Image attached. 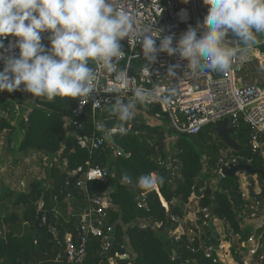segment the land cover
Wrapping results in <instances>:
<instances>
[{
	"label": "trees",
	"instance_id": "obj_1",
	"mask_svg": "<svg viewBox=\"0 0 264 264\" xmlns=\"http://www.w3.org/2000/svg\"><path fill=\"white\" fill-rule=\"evenodd\" d=\"M260 49L264 53V42L260 43ZM23 87L21 85L20 89L13 92L0 91V111H3L0 113V133L4 132L7 136L2 147L4 149L7 142L9 152L13 150L12 143L18 130L9 116L15 108L13 100L24 103L21 98L26 93ZM79 100L56 97L49 101L39 97L32 104L27 103L28 113L20 120L24 136L18 151L23 156L37 151L52 157L48 176L50 182L33 179L25 191L12 190L0 195V213L8 201L14 206L13 211L7 210L4 217L0 218V264H19L24 257V264H70L66 259L56 261L58 254L63 252L65 238L70 234L72 240L79 243L81 235L77 216L90 204L91 197L103 195L111 185L114 187L110 192L111 202L105 220L107 225L113 226V250L109 254L100 238L85 234L87 256L84 264H110V257H114L118 250L123 252L121 246L127 240L134 256L129 259L117 258L120 264H176V259H173L175 251L182 261L193 256L197 264H214L202 251L192 255L186 236L175 242L166 233V230L174 229L176 224L169 219L164 205L168 202L170 213L183 216L185 204L195 184L197 191L203 189L205 194L201 201L203 205L213 206L215 212L230 223L234 232L241 235V240L249 236L251 229L241 227L239 212L243 211L244 200L236 176L221 178L216 188L204 183L216 167L220 153L229 149L213 132L212 124L206 125L196 134L176 135L172 128L167 130L168 117L165 113H162L160 121L154 119L155 113L161 112L159 106L138 103V113H134V119L124 124L128 127L126 134H117L113 139V143L122 148L125 155H118L113 149L114 144L109 143L90 151L79 145L66 123V117ZM109 110L110 107L98 115L108 128L118 122ZM84 119L86 127L83 131L85 134L91 133L93 116L90 106L86 108ZM250 133V125L241 119L233 137L243 149L232 154L239 158L240 163L264 170V160L250 145ZM173 138L175 145L172 150L176 151L175 156L181 161L182 177L170 182L173 176L160 165V158L166 159L168 142ZM204 156L210 157L208 172L204 171ZM59 163L64 164V167H59ZM80 166L83 169L101 166L107 168L110 175L105 182H89L86 193L76 186L80 173L75 171ZM125 172L132 178V185L121 182ZM149 173L163 177L159 192L156 189L145 191L135 187L139 176ZM200 176L203 181L198 180ZM71 177L75 181L69 189ZM258 178L262 184L260 196L264 200V178L261 175ZM69 195L73 197L71 211L67 210ZM141 195L145 197L144 204L139 198ZM20 207L22 212L15 209ZM41 210L42 220L45 217L46 221L45 226L37 230L36 223ZM145 221L151 224L143 227L142 222ZM154 223H160V227L153 226Z\"/></svg>",
	"mask_w": 264,
	"mask_h": 264
},
{
	"label": "built area",
	"instance_id": "obj_2",
	"mask_svg": "<svg viewBox=\"0 0 264 264\" xmlns=\"http://www.w3.org/2000/svg\"><path fill=\"white\" fill-rule=\"evenodd\" d=\"M116 4L134 19L135 27L141 30L150 27L154 36L159 33V38L156 39L157 47L160 46L161 40L166 34L181 38L190 27L197 28L195 16L198 15L204 20L208 13V6L203 4V0H188L187 3L184 0H116ZM202 34L203 32H197V37L199 38ZM50 36V32L41 33V43L49 51L51 49ZM180 38H173V46L178 43ZM17 40L18 38L14 36L0 37V44H3V48H0V72H3L6 66V58L9 56L19 58L20 50L15 47ZM228 40L233 41L236 46L243 47L238 44V38L231 32L228 33ZM120 43L126 56L119 60L118 67L121 69L125 66L129 67L128 76L135 79L134 86L159 89L160 98L153 99L146 105H156L161 108V112L154 115L156 121H160L162 113L167 115V130L172 128L175 134H196L206 125H214L224 118H229L232 126H239L240 120L243 119L251 127L250 145L253 151L259 153L264 160V53L260 49V43L235 59L229 71L217 69L197 75H192L190 72L185 74L188 70L187 60H182L178 55L169 56L166 52H159L155 63L149 65L152 73L150 77L147 72L143 74L141 72L144 65L148 64L143 55L142 45L136 43L134 38L131 40L125 38ZM90 66L94 65L90 62ZM172 66H177L174 69L175 77H168V70ZM114 75L106 71L101 73L98 78L100 90L93 91L89 100L80 98L78 105L66 117L70 131H77L76 139L77 137L89 138L83 144L77 139L82 148L93 151L109 143L103 139L104 133L96 131L94 122L102 123L98 118L99 113L111 107L115 101L114 93H106L113 86L119 87ZM126 95L125 103L128 98H131L132 92L129 91ZM97 101L100 106L94 107L93 104ZM80 103L85 104L81 106ZM137 104L134 113L139 111ZM88 106L92 109L93 131L85 134L83 131L86 127L84 117ZM104 127L105 129L113 128H108L105 125ZM124 128L128 129L126 126ZM117 134L120 133L114 134L112 139ZM93 143H95V147H93ZM174 143V138L169 140L167 157L165 160L160 158V165L172 173L173 178L170 179V182L173 179H178L181 174V163L178 157L175 156V153H170ZM113 149L118 155H125L124 150L115 144ZM232 152L233 150L228 151L227 149L220 153L212 174L207 181L204 180L206 185L212 186V182L218 184L221 178L226 177L223 173L224 167L240 163L239 158ZM209 159L210 157L207 156L203 158L205 172H208ZM95 171L105 175L102 179L90 181L89 176ZM75 173H80L76 186L86 193L89 182H105L110 175V171L101 166H93L88 169H83L80 166ZM241 175L244 183L238 182L244 200V208L239 214L242 217L241 227L251 229L247 238L241 240V235L234 232L230 223L220 217L213 206L201 203L205 194L203 189L197 191V184L193 186V192L185 204L184 216L170 213L169 203L163 204L169 219L173 224H176L174 229L166 230L170 234L169 238L179 242L186 236L190 243L188 247L190 253L194 255L202 251L206 258L213 260L214 264H264V200L260 196L262 188L260 191H256L254 188L259 183L261 187V182L257 174L239 171L235 176ZM198 180L203 181V178L200 176ZM155 189L159 192V185ZM111 190L113 187L103 195L99 194L90 198V204L80 215L79 223L82 236H80L79 243H75L71 235H67L63 252L58 254L56 261L66 259L70 264H84L87 256L85 234H92L100 238L103 248L107 252L110 246H112L111 251L113 250V243H111L113 226L107 225L105 220L106 210L111 202ZM142 203H145V198ZM42 221L45 223V217ZM149 224L143 226L146 227ZM155 224V227H160V223ZM121 248L124 251H116L114 257H110V264H116L117 258L129 259L134 256L128 240ZM173 259H176L175 255ZM181 264H197V260L193 256H189L183 261L181 260Z\"/></svg>",
	"mask_w": 264,
	"mask_h": 264
},
{
	"label": "clouds",
	"instance_id": "obj_3",
	"mask_svg": "<svg viewBox=\"0 0 264 264\" xmlns=\"http://www.w3.org/2000/svg\"><path fill=\"white\" fill-rule=\"evenodd\" d=\"M203 4L208 6V13L202 25L190 27L175 46L173 37L165 36L157 47L159 33L154 36L150 27H135L134 19L119 8L116 0H0V37H17L15 47L20 50L19 58L9 56L5 60L0 91L13 92L23 85V91L49 101L56 97L89 100L93 91L100 90V74H115L119 87L113 86L106 93L115 94L109 111L118 122L112 129L94 122L96 131L104 133L103 139L113 143L114 134H126L124 124L134 119L137 103L146 104L161 96L159 89L134 86L135 79L128 76L129 67H118L119 60L126 56L121 40L134 38L142 45L148 64L141 72L150 77L149 65L155 63L159 52L187 60L185 74L229 71L235 59L264 37V0H203ZM201 27L205 31L198 38ZM44 32L51 33L50 51L41 43ZM229 32L243 47L228 40ZM175 67L169 68L168 77H175ZM129 91L132 96L125 103ZM93 106L99 107L100 103ZM77 139L83 144L89 138ZM104 175L95 171L89 179H102ZM121 182L133 184L126 172ZM162 184L163 177L149 173L139 176L135 187L149 191Z\"/></svg>",
	"mask_w": 264,
	"mask_h": 264
},
{
	"label": "rangeland",
	"instance_id": "obj_4",
	"mask_svg": "<svg viewBox=\"0 0 264 264\" xmlns=\"http://www.w3.org/2000/svg\"><path fill=\"white\" fill-rule=\"evenodd\" d=\"M261 42H263V41H260L259 43H261ZM257 55H258V53H256ZM22 98V100L24 101V103H19L18 102V100H13L14 101V110H13V112L10 114V116H9V118L11 119V121L16 125V127L18 128V130L20 131V134L16 131V134H15V141H17L18 142V145L16 144V146H18L19 147V145H20V142L22 141V139H23V136H24V129H23V127L21 126V124H20V120L22 119V118H24L26 115H27V113H28V110H29V104H27V103H31L32 104V102H34L37 98H39V97H34L31 93H25L24 94V96H22L21 97ZM177 135V134H176ZM1 136H3L2 138H3V145H4V141H6V134L3 132V133H1ZM3 145H0V147L1 146H3ZM5 146L6 147H4V149H3V147H2V150H5V152H9L8 150H9V145H7V142H6V144H5ZM18 147H14V149H15V155H14V158H16V159H18L17 160V162H16V164L19 162H24L23 163V169H24V171H28L26 168V166L27 165H30V170H33V174H34V176L32 177V175L31 174H28V175H26V177H24L25 179H23V181L25 180H27L28 181V183L31 181V180H33V179H42L43 177H45L46 176V178L48 179V176H49V172H50V168H49V166L47 165V171L45 170V167H44V165H43V162L45 161V159H46V157H48L47 159H48V161H49V165L51 166V163L53 162V158L52 157H50V156H46L45 154H43V153H41V152H37V151H33L32 153H31V156L29 157V161H25V157L23 156L24 154H22L20 151H18ZM228 151H232L231 150V148H229L228 149ZM170 153H176V151H174V150H172ZM179 159V158H178ZM179 161H180V159H179ZM29 163V164H28ZM180 163H181V161H180ZM26 164V165H25ZM62 165H64V164H61V163H59V167H61ZM41 167H43V168H41ZM155 174V173H154ZM171 175H172V173H171ZM32 177V178H31ZM182 177V174H180V176L178 177V178H181ZM235 177V176H234ZM236 178H237V180L238 181H240V183H244L243 181V176L241 175V176H236ZM50 181V180H49ZM26 185H27V183H25ZM212 184V186L214 187V188H216L217 187V183L216 182H212L211 183ZM239 186H240V184H239ZM110 205V204H109ZM14 208V207H13ZM15 209H17V211L18 212H22V207H20V208H15ZM184 216V215H183ZM150 222L149 221H145V222H142V226L144 225V224H149ZM151 224V223H150ZM153 226H156V224L154 223V224H152ZM144 227V226H143ZM168 235V237L170 236V234L168 233V231L166 232ZM70 235V234H69ZM131 249V248H130ZM132 252V251H131ZM133 253V252H132ZM134 254V253H133ZM115 262H117V261H115ZM116 264H120V263H116Z\"/></svg>",
	"mask_w": 264,
	"mask_h": 264
},
{
	"label": "crops",
	"instance_id": "obj_5",
	"mask_svg": "<svg viewBox=\"0 0 264 264\" xmlns=\"http://www.w3.org/2000/svg\"><path fill=\"white\" fill-rule=\"evenodd\" d=\"M17 132L20 134L19 130ZM2 137L3 136H1V133H0V145H3L2 144L3 143ZM16 144L18 145L17 141H14L12 143L13 150H11L8 153L5 152V150H2V146L0 147V195H3L4 192L10 193L12 190H15V191L23 190V191H25L26 189L29 188V183L27 180L23 181V179H25L24 177H26V175H28V174H31L32 177L34 176L33 170H30V165L26 166L27 167L26 169L28 171H24V169H23V163L24 162H20V163L18 162L16 164V162L18 160L16 158H14V155L16 153L14 147H18V146H16ZM30 156H31V153L24 156L25 161H29ZM47 158L48 157H46L45 161L43 162V165H44L46 171H47V165L50 168V165L48 164L49 161ZM63 167L64 166L62 165L61 168H63ZM41 168H43V167H41ZM38 180L49 181V179H47L46 176L43 177L42 179H38ZM25 183H27V185ZM111 186L114 187V185H111ZM261 187H260V183H259L254 188L256 191H260ZM72 198L73 197H71V196L67 197V203H68L67 210L68 211H71ZM13 207L14 206L12 205V203L10 201L6 202L4 211L2 213H0V218L4 217V214L6 213L7 210L10 212L13 211ZM257 223H258V221H257Z\"/></svg>",
	"mask_w": 264,
	"mask_h": 264
},
{
	"label": "water",
	"instance_id": "obj_6",
	"mask_svg": "<svg viewBox=\"0 0 264 264\" xmlns=\"http://www.w3.org/2000/svg\"><path fill=\"white\" fill-rule=\"evenodd\" d=\"M195 20L197 22V24L202 25L203 24V20L196 15L195 16ZM205 29L204 28H199L197 32H204ZM166 36H170L168 34H166ZM173 38H180L179 36H172ZM260 41H264V37L260 38ZM233 44L234 42L231 41ZM238 44H240V42H238ZM235 45V44H234ZM239 126L238 125H230V119L229 118H224L222 120L217 121L214 125H213V132L219 137L221 138V140L225 143L226 146H228L229 148H231L233 151H240L243 149V146L238 142L237 139H235L233 137V135L236 133V131L238 130ZM77 131L73 132V135L76 136ZM239 171H245L247 173L250 174H257V175H261L264 178V170L262 169H255L253 165L251 164H245V163H239L237 165H229L223 168V173L226 175V177H234L236 175L237 172ZM75 181L74 177L70 178V182H69V189L73 186ZM140 200H143L145 197L144 195H141ZM40 201H42V198L40 199ZM42 217H43V211L41 210L38 214V220L36 223V227L37 230L41 229L42 227L45 226V224L42 221ZM77 224H79L80 221V216L78 215L76 218ZM80 235L82 236V232L80 231ZM34 237H36V233H34ZM114 242V238L111 239V243ZM207 245H209V243L207 242ZM111 249L112 246L109 247L108 249V253H111ZM174 255L176 256V264H181V260L179 257H177V252H174ZM25 261V257L23 258L22 261H20L19 264H24Z\"/></svg>",
	"mask_w": 264,
	"mask_h": 264
}]
</instances>
